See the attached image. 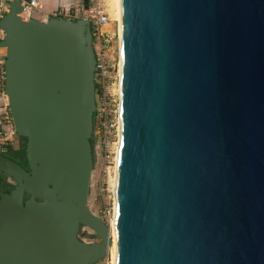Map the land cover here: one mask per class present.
Masks as SVG:
<instances>
[{
  "label": "water",
  "instance_id": "95a60500",
  "mask_svg": "<svg viewBox=\"0 0 264 264\" xmlns=\"http://www.w3.org/2000/svg\"><path fill=\"white\" fill-rule=\"evenodd\" d=\"M23 1L1 26L29 170L0 154V264H96L93 25ZM119 24L116 264H264V0H119Z\"/></svg>",
  "mask_w": 264,
  "mask_h": 264
},
{
  "label": "built area",
  "instance_id": "2783aa9c",
  "mask_svg": "<svg viewBox=\"0 0 264 264\" xmlns=\"http://www.w3.org/2000/svg\"><path fill=\"white\" fill-rule=\"evenodd\" d=\"M15 1L17 0H0V154H6L9 149L15 147L18 139L9 98L5 91L7 50L2 46V42L5 40L6 33L1 26L2 19L9 13L10 4ZM47 1H23V11L19 16L23 21L37 19L42 15L45 16V20L63 18L87 21L93 25V47L96 55L94 83L97 105L95 151L96 155L102 158L111 178L112 174L114 175L121 124L119 21L112 18L108 0H88L84 16L81 17H79V9L69 13L59 6L50 13L49 17L45 14Z\"/></svg>",
  "mask_w": 264,
  "mask_h": 264
},
{
  "label": "rangeland",
  "instance_id": "374dc122",
  "mask_svg": "<svg viewBox=\"0 0 264 264\" xmlns=\"http://www.w3.org/2000/svg\"><path fill=\"white\" fill-rule=\"evenodd\" d=\"M62 1L63 2L61 6L59 7H62V9H64L65 11H69V13L71 11H75L76 9H79V12H80L79 17L84 16V13L87 7V4L84 1L82 0H62ZM111 5L113 6L112 2H111ZM54 9H50L49 11L45 12V14L49 15L50 17V13L53 12ZM112 18H114V16ZM95 101H96V97H95ZM93 119H94V130L92 134L93 135L92 139L94 143L96 135H97V132L95 130L96 113ZM93 148H94V162H93V167H92V175H91V180H90V188H89V196H88L87 204H88V208L91 211V213L94 216L100 218L109 227L110 232H111V225H112V221L114 219V214H115L114 212V207H115L114 202L115 201H114V195L112 193V188L110 184L111 178L108 175L106 166L102 158L99 155H96L95 144L93 145ZM111 177H113V174ZM6 181H8L10 190L12 191L15 188L14 182L10 179H7ZM78 229H79L78 237L82 242L87 243V244H93L98 241L96 239L95 233L91 231L89 228L84 227V226H79ZM111 250L112 249H110L109 255L105 259L99 261L96 264H110L111 263V254H110Z\"/></svg>",
  "mask_w": 264,
  "mask_h": 264
},
{
  "label": "bare ground",
  "instance_id": "6f19581e",
  "mask_svg": "<svg viewBox=\"0 0 264 264\" xmlns=\"http://www.w3.org/2000/svg\"><path fill=\"white\" fill-rule=\"evenodd\" d=\"M111 2L113 4V6L111 5ZM108 6L110 8V11L112 12V15L114 16V18H116L119 21V0H108ZM115 10H114V8ZM120 25V24H119ZM118 159H119V146H118V150H117V156H116V162H115V167H114V175L113 177H111L110 180V184H111V188H112V193L114 195V203H115V207H114V219L112 221V225H111V238L113 239V246L110 248L111 250V263L110 264H116V213H117V201H116V187H117V174H118ZM110 252V250H109Z\"/></svg>",
  "mask_w": 264,
  "mask_h": 264
},
{
  "label": "flooded vegetation",
  "instance_id": "af4514ba",
  "mask_svg": "<svg viewBox=\"0 0 264 264\" xmlns=\"http://www.w3.org/2000/svg\"><path fill=\"white\" fill-rule=\"evenodd\" d=\"M7 157L15 160L19 164H21L24 168L29 170L28 165V158H27V141L25 139H22L18 137L17 139V145L15 147L8 150V152L5 154ZM5 175L0 176V182H1V191L3 193L10 192V187L8 184V181H6L7 178ZM11 180V179H10ZM29 198L26 197L25 200H28Z\"/></svg>",
  "mask_w": 264,
  "mask_h": 264
},
{
  "label": "crops",
  "instance_id": "0c3cea01",
  "mask_svg": "<svg viewBox=\"0 0 264 264\" xmlns=\"http://www.w3.org/2000/svg\"><path fill=\"white\" fill-rule=\"evenodd\" d=\"M62 0H48L46 3H45V10L46 12L49 11L50 9H54L58 6H61L62 4ZM37 19L41 20V21H44L46 18L45 16H39L37 17Z\"/></svg>",
  "mask_w": 264,
  "mask_h": 264
}]
</instances>
